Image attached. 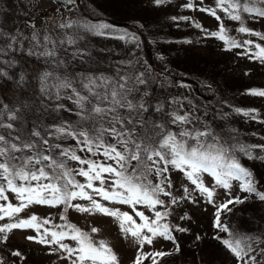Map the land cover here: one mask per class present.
Wrapping results in <instances>:
<instances>
[{"label":"rangeland","instance_id":"rangeland-1","mask_svg":"<svg viewBox=\"0 0 264 264\" xmlns=\"http://www.w3.org/2000/svg\"><path fill=\"white\" fill-rule=\"evenodd\" d=\"M153 2L156 6H160L154 12L161 10L165 16L172 10L177 14L179 17V22L176 21L177 24L182 26L183 32L187 31L192 36L191 42L185 44L189 50V55L196 53L209 57L212 60L211 63L216 65L213 66V77H201L202 75L190 73L188 70L181 72L179 66L172 64L160 48L153 46L152 33H148L150 32L149 28L142 30L143 34L148 33L147 43L140 40L139 30L135 31L128 27L116 28L111 25L112 27L109 29L90 30V26L107 24L106 22H108L105 15L91 0H75L68 6L57 5L51 0H0L1 71L4 72L3 69H5V60L3 59L4 53H7L5 46H9L10 49L12 48L11 50H15L14 46L16 45L18 48L22 47L24 54L31 60V62L26 59L21 60L23 68L27 72L30 70L35 73L30 74L28 79L39 80V85L43 91L45 73L50 74V77L58 78L59 75L56 72H59L57 70L61 69L63 64V60L59 56L66 49L71 51L74 63L84 64L85 58L80 54H84V48H87L96 53V63L99 62L102 66L114 63V68H116L122 65L119 74L128 81V89L125 94L127 100L131 101L133 105L144 104L147 108L150 105L147 103L148 100L157 99L154 104L156 107L167 106L171 113L173 133L179 134L185 130L196 133L199 132L200 128H205V130L211 128L215 133L216 129L213 130L208 125L209 115L205 111V107L200 112V107L196 108V101H200L202 98L214 100V102L219 100L221 103L219 116L221 115L223 122L229 126V130L247 144L255 145L259 155L264 154V97L254 96L249 92V90L264 91V62L256 55L260 51L258 44L262 42L259 41L258 37L264 40V19L254 22L255 26L258 25L255 27L258 36L250 32L238 36L236 34L238 21L231 19L222 8L217 7V0H163L161 3L153 0ZM189 4L192 7H188ZM245 4L249 7H260V4L255 0H248ZM201 9H215L220 20H217L207 11H201ZM161 11L157 16H154L155 22L161 17ZM247 16L253 20L252 13H247ZM27 21H34L35 24L32 26ZM143 23L145 24V21ZM221 24L224 27L226 38L235 40L237 44L241 45L240 47L231 46L225 40L212 35L220 32ZM142 26L143 24H139L138 28ZM178 28L177 31H179ZM46 37L47 39H45ZM200 37L205 43L200 44ZM45 52H53L54 55H47L50 58L41 55ZM48 64L55 65L54 67H47ZM35 75L39 78L33 77ZM4 76L6 77L5 74ZM37 80L28 83L30 88H35ZM141 80L143 83L140 82ZM8 83L4 90L12 89V85ZM244 89L246 91H243ZM62 96L66 99L64 94ZM66 103L70 106L72 102L67 100ZM237 109L241 111H237ZM140 110L143 112L142 109ZM245 113L250 114L245 115ZM175 116L186 117V122L177 121L174 123ZM178 138L188 139L189 143V138ZM97 159L96 156L92 160ZM100 162L114 164L113 161H105V158H101ZM71 163L70 170H73L75 179L80 183H87L84 177L76 174V170L81 167L86 168V166L77 161H71ZM159 167H163V164L161 163ZM152 175L156 183H159L164 177H167L171 182L170 188L167 187V184L164 185L166 191L170 192L171 195L161 194L159 198L164 201V205H157L155 209L144 205H136L133 208L125 204H113L96 196L91 189H86V191L104 206L128 213L138 224H142L143 221L136 215V212H143L150 221L155 219V211L166 213L167 215L163 219L166 220L165 223L169 225L171 231L174 226L173 216L177 217V222L181 226V217H188L190 220L188 229L191 228L202 236L194 240L191 245L188 244V239L185 240L182 247L179 246L180 243L178 244L179 250L176 249L177 254L174 257L178 263H180V259H187L194 253L199 254L200 251V256L197 259H190L187 264H231V260L226 261V259H230V256L234 254L222 243V237L217 238L214 228H217L215 226L216 212L222 204L227 203V198L235 193L245 195L246 199L251 196L239 186L240 181L232 179L230 180L231 188L224 189L216 184L214 177L208 173H201L200 176L204 185L214 192L210 202L206 195L201 194L196 186L187 179L185 173L180 170L169 166L168 171L163 176H157L154 171ZM104 179L103 185L99 181H95L94 186L112 190L111 180L114 177L105 174ZM185 189L188 191L185 192ZM262 191L264 194V188ZM6 195L9 197L8 201H0V203H12L14 205L19 203L14 194L7 192ZM173 198L176 200L174 203L175 213L170 206ZM72 203L84 207L90 206V202L87 200H75ZM255 207L262 212L264 200H258L256 204H251L246 209L252 211ZM258 209L256 213L259 211ZM31 215L50 221L49 224L42 227L40 235H44V228L50 231H64L63 226L70 223L89 233L95 241H106L117 255L119 264H134L138 249L148 257L147 260L144 259V261L146 260L144 264H150L152 258L148 256L149 253L163 251L167 247H171L169 240L156 237L152 244L145 243L140 249L134 238L122 234L115 218L100 213L79 212L73 207L65 209L63 205L58 207L32 205L17 214L14 219L0 220V226L19 219H28ZM219 219L223 226L232 224L231 228L234 235L228 236L223 233L225 238L240 239L242 248L246 244L250 245L251 250L245 248L247 255L243 257V262H246L245 264H261L260 260L261 258L264 260V252L257 250L259 247L256 250L253 249L251 244L254 241L249 237H238L235 231L237 229L236 218L231 221L228 220V214L219 213ZM245 220H241L240 223ZM92 228H96L98 231L92 233ZM3 235L0 233V237ZM7 235L6 241L0 240V261L2 264H8L9 261L11 264L13 262L22 264L19 256L13 255L15 252H19L28 264H72L73 260L76 259L75 255L70 256L58 244L47 245L35 240H28L26 237L38 236L35 229H13ZM47 239L51 240L52 238L48 235ZM61 243L69 248L78 247L76 242L70 238L62 240ZM172 245L174 244L172 243ZM231 258L235 259V255Z\"/></svg>","mask_w":264,"mask_h":264},{"label":"snow or ice","instance_id":"snow-or-ice-1","mask_svg":"<svg viewBox=\"0 0 264 264\" xmlns=\"http://www.w3.org/2000/svg\"><path fill=\"white\" fill-rule=\"evenodd\" d=\"M156 2L161 3L163 0H156ZM255 2L264 5V0H255ZM188 7H192V5L189 4ZM217 7L222 8L231 19L241 21V23H243L240 15L241 11L255 13L260 17H264V7H249L247 4H242L240 0H217ZM201 11H207L210 15L215 16L217 20H220V17L216 15L215 9H201ZM111 27L109 24H99L90 26V30L109 29ZM239 31L245 33L249 32V29L242 26ZM224 33L225 30L221 24L220 32L212 35L225 40L231 46H241L235 40H228ZM44 55L51 56L54 53L45 52ZM256 55L264 62V48H260L259 53H256ZM48 75L50 74L45 73V79ZM97 80L100 81L99 84H97ZM87 81V83L83 84V88L91 96L95 97L99 103L92 104L89 96L81 95L73 89L76 96L74 102L81 109L78 115H81L84 120L95 121L97 117L103 120L109 114L115 113L111 115L109 120L111 127L105 128L101 123L99 127L93 125L91 131L88 129L75 131L70 127H58L55 132L72 136L73 139H77L78 144L83 145L81 151L86 150L93 156L100 154L105 158V161H113L114 164L83 159L68 149L61 150L59 157L48 154L52 152L53 148H60L61 146H50L48 140L41 137L39 131H33L32 136L40 138V143L35 140H23L19 136H11V133H9L8 138L0 134V201H8L7 192L14 194L19 201L16 205L0 203V220L5 218L14 219L17 214L32 205L49 207L63 205L65 209L73 207L79 212L100 213L115 218L119 223L122 234L126 237L130 235L134 238L140 249L143 248L145 243L152 244L153 239L156 237L174 241L169 225L159 222L165 218L166 213L155 211V219L150 221L143 212H136V215L143 221L142 224H138L128 213L104 206L86 191V189H91L96 196L113 204H125L133 208L136 205H144L155 209L157 205H164V201L159 198L161 194L165 196L171 195L164 187L167 184V187L170 188L171 182L167 177H164L159 183L153 184L148 180V175L154 171L157 176H163L168 171L169 166L184 172L187 179L196 186L201 194L206 195L210 202L214 192L204 185L200 176L201 173H208L214 177L216 184L224 189L231 188L230 180L232 179L242 181L241 188L244 192L255 193L261 200H264V194L257 192L254 186L251 172L241 166L228 149L216 142L206 143L200 139L201 137L207 138L210 133H192L185 130L177 134L166 131L163 125H153L154 128L160 129L158 133L154 134L159 139L154 142H146L151 138L144 137L142 134L137 135L135 125L131 129L126 128L124 119L118 114V109L120 108L132 111L137 107L127 100L126 94L118 91L115 87L109 90L108 85L111 81L106 77H88ZM140 82L143 83L142 80ZM59 87L71 88L72 85L70 81H63ZM119 87L121 90L124 89L123 84ZM96 88H103L104 92H96ZM249 92L251 95L264 97V91L249 90ZM85 102L92 105L86 114ZM105 102L108 105L107 107L100 106ZM138 107L144 111L147 110L144 104H140ZM237 111L241 110L237 109ZM249 114L245 113V115ZM9 119L14 120L16 117L15 115H10ZM186 119L183 116H175L173 122L185 123ZM127 123L131 124V119ZM137 123L141 124V126L143 125V121L138 120ZM116 124L120 125L119 129ZM0 128L12 129L13 125L0 123ZM106 134L116 139L117 143H106L104 139ZM178 137L193 139L196 143L190 145L188 139H180ZM215 140L216 138L213 137V141ZM241 150L245 151L244 149ZM246 154L248 153L246 152ZM62 157L87 166V168L81 167L76 170V174L84 177L87 183H80L75 179L73 170L66 167V162ZM133 161L136 162V167L132 166ZM161 163L163 167H159ZM105 174L114 177L111 180L112 190L94 186L95 181H99L101 185L105 183ZM187 191L185 189V192ZM75 200H87L90 202V206L84 207L80 204H73L72 201ZM175 202L176 200L173 198L172 203ZM231 203H243V201L235 198L234 200H228L227 203L222 204L220 207L230 211L228 205ZM49 223L48 219H40L36 215H31L28 219H19L15 222L4 224L0 226V233L4 234L0 237V240L6 241L8 238L7 234L13 229L32 228L35 229L38 236L26 237L28 240H35L47 245L58 244L70 256H76L72 264H86V262L88 264H119L117 255L106 241H95L89 233L82 231L73 224L67 223L63 226L67 231H50L44 228V235H40L42 227ZM215 226L226 233L229 231L227 227L222 225L219 219V212H217ZM178 230L181 232L186 231L183 228ZM97 231L98 229L96 228L91 229L92 233ZM48 235L51 236V240L47 239ZM229 235L231 236L232 234L229 233ZM66 238L75 241L78 247L69 248L61 243ZM217 238L219 239V237ZM222 243L238 259H243L247 255L245 248L251 250L250 245L247 244L242 248L241 240L235 237L232 240L223 239ZM176 247L178 251L179 246L177 245ZM13 255L19 256L20 253L15 252ZM165 255H170V253L157 251L148 254L152 258L153 264H158L157 257ZM147 258L138 249L134 264H143L144 259ZM0 264H2V261H0Z\"/></svg>","mask_w":264,"mask_h":264},{"label":"trees","instance_id":"trees-1","mask_svg":"<svg viewBox=\"0 0 264 264\" xmlns=\"http://www.w3.org/2000/svg\"><path fill=\"white\" fill-rule=\"evenodd\" d=\"M91 1L96 4L102 14L105 15L106 20L108 21L106 22L107 24L116 28L128 27L134 29L135 31L139 30L141 34L140 40L144 43H147L148 33H152L151 39L153 40V46L155 45L157 48H160L161 52L167 55L172 64L179 66L181 72L188 70L190 73L202 75L201 77H213V66L216 65L211 63L212 60L209 57L201 56L196 53L189 55V50L186 48L185 44H189V42H191V33L182 31V26L177 24V22H179V17L174 11H169V13L165 14V16H163L161 10L154 12L155 9L160 6H156L153 0ZM247 1L248 0H240L242 4L247 3ZM260 7H264V5L260 4ZM160 11L161 17L155 22L154 16H157ZM252 14L253 20H250V18L247 16V13L241 11L240 15L243 23H241V21L236 23V34L238 36H243L248 33H241L239 31V28L242 26L249 29L250 33H255L256 36L259 35L257 29L255 28L258 25L255 26L254 22L258 21L259 19H264V17H260L255 13ZM137 21L139 22L138 24ZM144 21L145 24L143 23ZM139 24H143V26L138 28ZM179 26L180 28H178ZM146 28H149L150 32L143 34L142 30ZM177 28L179 31L176 30ZM200 39V44L205 43L203 38L200 37ZM258 39L259 41H262L258 44L259 49L264 48V40L260 37H258ZM14 48L15 50H11L12 48L10 49L9 46H5L7 53H4L3 56V59L5 60V69H3L4 72H2L0 68V123L12 124L13 128H0V134H3L6 138H8L9 133H11V136H19L23 140H35L40 143V138L32 136L33 131H39L41 133V137L47 139L50 146H61L60 148H53L52 152L48 154L59 157L61 150L68 149L72 152H75L83 159H93L97 156V161H100L101 158H104L100 154L93 156L86 150L81 151V147H83V145L78 144L77 139H73L72 136L56 133L55 129L58 127H70L75 131H80L81 129H88L91 131L93 125L99 127L101 123L105 128L111 127L109 120L111 115H114L115 113L109 114V116L103 120H101L99 117H97L95 121L82 119V116L78 115V113L81 112V109L77 107V104L74 102L76 96L72 91L75 89L81 95L89 96V100L92 101V104H97L99 101H97L95 97L91 96L87 90L83 88V84L88 82V77H106L111 81V83L108 85L109 90L115 87L118 91H122L125 94L128 89V81L123 79L119 74L120 67L122 65H120V67H116L117 69L114 68V63L102 66L99 62L96 63V53L93 50L91 51L87 48H84V54H80L85 58L84 64L74 63L71 51L66 49V51L59 56L63 60V64L62 68L57 70L59 72H56L59 75L58 78H53L49 75L46 79L44 78V90L42 91V87L39 85V80L34 78L28 79L30 74L35 73L30 70L29 72L24 70L25 68H23V64L21 63V60L23 59L31 62L30 58H27V56L24 54L22 47L18 48L16 45ZM41 55L47 56L44 54ZM47 57L50 58L49 56ZM54 65L55 64H48L47 67H54ZM41 66L43 67V65ZM3 73L6 75V77ZM33 77L38 76L35 75ZM32 80H37V84L34 86L35 88H30L29 84ZM63 81H70L72 87H59L60 83ZM7 83L12 85V89L4 90L7 86ZM99 83L100 81L97 80V84ZM121 84L124 85L123 90H121L119 87ZM95 91L102 93L104 92V89L96 88ZM243 91H246V89ZM62 94L66 96V99L63 98ZM2 100H4L3 103ZM67 100H71L72 103L70 106L67 105ZM156 100L157 99L148 100L147 103H150V105L146 108L147 110H143V112H141L138 107L140 105L139 103L137 108L132 111H129L126 108L118 109V114L122 119H124L126 128L131 129L133 125H135V132L137 135L142 134L144 137L151 138L146 142H154L155 140L159 139V137L155 136L154 134L158 133L160 129L154 128L153 125H163L166 131H174L170 119V110L167 106L156 107L154 105ZM218 101L214 102V100L211 101L206 98L196 101V108L198 109V107H200V112L205 107V111L209 115L207 120L208 125L212 127L213 130L216 129L215 133H213L211 128L207 130H205V128H200L199 132L210 133V136L207 138L201 137L200 139L206 143L216 142L228 149L235 159L241 164V166L253 173L251 179L254 182V186L257 192L263 194L264 154L259 155V152L255 149V145L251 146V143L247 144L243 139L237 135H234L229 130V126L223 122L221 115L219 116L221 111V103ZM91 106L92 105L85 102V114ZM100 106L107 107L108 105L105 102ZM10 115H15L16 119H9ZM199 116H201L200 113ZM202 117L204 118L205 116ZM129 119L132 121L131 124L127 123ZM138 120L143 121L142 126L141 124L137 123ZM116 127L119 129L120 125L116 124ZM213 137L216 138L215 141H213ZM104 139L105 142L109 144L117 143L116 139L107 134L105 135ZM195 143V140L189 139L190 145ZM241 149H244L245 151H242ZM246 152L248 154H246ZM62 159L65 160L66 167L70 169L72 165L71 161L74 160L67 159L66 157H62ZM132 166L136 167L135 161L132 162ZM148 180L153 184H156L152 173L148 175ZM241 184L242 181H240L239 186H241ZM250 194L251 196L247 199L245 195H239V193L231 195L229 198H227L228 200H234L235 198H238L239 200L243 201V203H231L228 205L230 211L219 208L217 212L228 214V220L231 221L233 218H236L235 222H237V229H235V231L237 232L238 237H249L252 241H254L251 244L253 249L256 250V248L259 247L257 250L264 252V210L261 212L256 207L252 211H248L246 209V207H249L251 204H256V201L262 200L255 193ZM170 206L175 213V204L171 202ZM257 209L259 211L256 213ZM246 211L247 213H245ZM173 217L174 226L171 232L174 237V241L169 240L171 247H167L165 250L161 251L170 253V255H165L163 257H159V259H156L158 264H182L181 262H185L183 264H187L190 259H197L200 256L199 251V254L194 253L187 259H180V263H178L177 259L174 258L175 254H177V252H175L177 249L176 246L179 243L181 244L179 246L182 247V245L185 243V240L188 239V244L191 245L194 240H196L198 237H201L202 235H200V233L197 231H193L191 228L188 229L187 226L189 225L190 221L188 217H181L182 226L177 222V217ZM244 219L246 220L240 223V221ZM160 222L161 224H165L166 220L162 219ZM182 227L183 229H186V231L181 232L178 230ZM225 227H227L229 230L227 233L219 228H214V231H216V236L227 239L223 233L228 236H230L229 233L232 234L231 236L234 235V231H232L231 228L232 224L226 225ZM64 231H67V229H64ZM232 239L233 237L229 238V240ZM172 243L175 246L172 245ZM233 256L234 255H231L230 259L228 258L226 261L231 260V264L246 263L243 262V259H238L236 256L235 259H232L231 257ZM19 260L22 264H28L21 255H19ZM146 260L143 262V264L146 262ZM256 260L259 262L258 259ZM260 263L264 264V260L262 258ZM8 264H11V262L9 261ZM13 264L16 263L13 262ZM150 264H153V261H151Z\"/></svg>","mask_w":264,"mask_h":264},{"label":"water","instance_id":"water-1","mask_svg":"<svg viewBox=\"0 0 264 264\" xmlns=\"http://www.w3.org/2000/svg\"><path fill=\"white\" fill-rule=\"evenodd\" d=\"M52 2H54L57 5H62V6H68L70 4H72L75 0H71V2H69V0H51ZM28 24L30 25H34L35 22L34 21H27Z\"/></svg>","mask_w":264,"mask_h":264}]
</instances>
